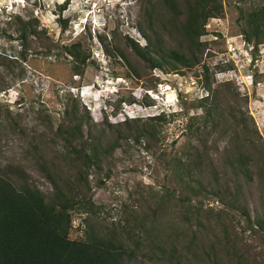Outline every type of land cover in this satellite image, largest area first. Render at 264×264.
Wrapping results in <instances>:
<instances>
[{"label": "rangeland", "instance_id": "374dc122", "mask_svg": "<svg viewBox=\"0 0 264 264\" xmlns=\"http://www.w3.org/2000/svg\"><path fill=\"white\" fill-rule=\"evenodd\" d=\"M64 1V9H60ZM218 1L222 13L218 20L206 21L202 36L206 44L199 64L177 73H164L146 68L125 44L131 39L143 45L135 26L143 20V8L158 5L156 0H0V166L20 163L27 178L41 192L50 193V183L34 169L30 147L34 144L40 148V140L46 142V137L52 136L69 96L78 100L80 110L87 112L96 130L104 121L114 126L124 119L141 123L160 112L173 114L160 126L158 141H122L101 163L100 170L89 171L87 179L95 208L91 213L70 211V239H83L88 227L123 236L119 225L127 219L122 217L130 213L134 201L145 211L156 193L174 190L173 195H179L173 176L174 160L190 144L188 117L200 114L195 104L206 93L202 87L203 64L209 67L206 81L223 110L238 108L243 126L251 132L257 147L264 149V43L252 49L251 42L246 44L241 38L242 44L238 37L243 27L239 12L261 6L264 0ZM13 13L21 22L12 17ZM22 23L26 27L23 37ZM161 24L157 33L164 48L175 47L179 42L176 36ZM228 42L233 45L229 47ZM69 44H78L87 55L80 75L74 74L70 57L62 50ZM227 47H233V51L226 54ZM222 58L228 60L225 68L216 65ZM247 61L251 65L246 69ZM220 70L225 74L213 75ZM7 111L9 116L17 115L21 132L3 127ZM82 130L85 132V127ZM232 136L235 138L237 133L230 130L223 138H210L207 154L215 158ZM51 146L48 143L41 148L51 155ZM98 180L103 184L97 185ZM257 187L255 176L248 186L243 185L242 197L251 216L258 207ZM202 204L213 209L221 207L212 199ZM231 219L241 253L250 264H264V240L248 231L235 213ZM157 221L165 234L175 238L170 229L175 218ZM219 256L223 254L219 252ZM128 264L173 263L136 257Z\"/></svg>", "mask_w": 264, "mask_h": 264}, {"label": "trees", "instance_id": "16d2710c", "mask_svg": "<svg viewBox=\"0 0 264 264\" xmlns=\"http://www.w3.org/2000/svg\"><path fill=\"white\" fill-rule=\"evenodd\" d=\"M156 1L158 5L143 8V20L135 26L143 45L127 39L126 46L149 70L177 73L199 64L206 44L202 40L206 21L220 17V2ZM65 4L64 1L60 9ZM12 17L21 22L18 15ZM239 17L243 21L239 35L244 43L251 42L252 49L264 43V4L239 12ZM161 22L179 41L175 47L164 48L157 33ZM21 25L23 37L26 27ZM62 50L70 57L74 74L80 75L87 55L78 44L62 46ZM116 54L123 58L118 50ZM208 69L207 64L202 65V87L206 93L195 104L200 114L187 119L190 144L174 160L173 176L179 195H173L174 190L156 193L145 211L134 201L130 213L122 217L127 219L119 225L123 236L88 227L83 239H70V211L91 213L95 208L87 179L89 171L100 170L101 163L122 141H158L160 126L173 114L160 112L141 123L138 119H124L114 126L104 121L96 130L87 112L80 110L78 100L65 98L52 136L46 137V142L40 140V148L34 144L30 147L34 169L50 183V193L41 192L27 178L20 163L0 166V264H128L136 257L173 264H250L236 246L238 233L233 230L231 218L235 213L248 231L264 240V149L257 147L251 132L243 126L238 108L223 110L206 81ZM14 116L7 111L3 127L21 132L17 115ZM104 125L111 128L110 134ZM230 130L237 136H232L215 158L210 157L206 143L213 137L223 138ZM48 143L53 147L51 155L41 148ZM253 176L258 183V207L251 216L242 191ZM96 184L103 183L98 180ZM205 199H212L221 207H203ZM159 218H175L170 227L175 238L162 231Z\"/></svg>", "mask_w": 264, "mask_h": 264}, {"label": "built area", "instance_id": "2783aa9c", "mask_svg": "<svg viewBox=\"0 0 264 264\" xmlns=\"http://www.w3.org/2000/svg\"><path fill=\"white\" fill-rule=\"evenodd\" d=\"M219 18H211V19H209V20H218ZM206 26L207 25H205V29H206ZM238 37H239V39H240V41H241V37H240V35H238ZM241 43L243 44V41H241ZM228 44V46L230 47V45H233L232 44V42H228L227 43ZM251 48H249L248 50H250ZM229 51H233V47L232 48H228L227 47V52H226V54L227 53H229ZM226 56V55H225ZM228 60H224L223 58L221 59V60H218V64L219 65H222V66H225L228 62H227ZM249 64H250V61H247V64H246V66H245V68H247V67H249ZM227 71H228V69H227ZM225 72L226 71H223V70H221V71H217L216 73H215V76H218V75H224L225 74Z\"/></svg>", "mask_w": 264, "mask_h": 264}, {"label": "clouds", "instance_id": "9594fccd", "mask_svg": "<svg viewBox=\"0 0 264 264\" xmlns=\"http://www.w3.org/2000/svg\"><path fill=\"white\" fill-rule=\"evenodd\" d=\"M13 14H15V13H13ZM10 15V14H9Z\"/></svg>", "mask_w": 264, "mask_h": 264}]
</instances>
